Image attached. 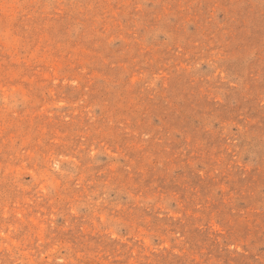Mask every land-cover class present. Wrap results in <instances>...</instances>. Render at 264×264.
Listing matches in <instances>:
<instances>
[{
  "label": "rangeland",
  "instance_id": "1",
  "mask_svg": "<svg viewBox=\"0 0 264 264\" xmlns=\"http://www.w3.org/2000/svg\"><path fill=\"white\" fill-rule=\"evenodd\" d=\"M0 264H264V0H0Z\"/></svg>",
  "mask_w": 264,
  "mask_h": 264
}]
</instances>
